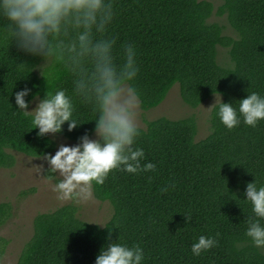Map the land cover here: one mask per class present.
<instances>
[{"label":"trees","instance_id":"obj_1","mask_svg":"<svg viewBox=\"0 0 264 264\" xmlns=\"http://www.w3.org/2000/svg\"><path fill=\"white\" fill-rule=\"evenodd\" d=\"M112 2L108 35L116 38L118 63L122 46L134 45L139 72L133 83L141 108L157 104L175 81L191 105L213 91L222 96L212 103L208 131L200 137L193 113L144 119L135 146L145 153L141 166L153 163L156 170H116L103 185L93 184V196L111 208L101 224L78 217L69 202L35 212L13 264H95L109 236L129 247L139 245L141 264H264V249L246 236L253 215L247 184L255 180L264 186V120L253 128L240 116V124L229 130L218 115L221 102L238 112L239 100L248 94L264 97V0ZM212 13H224L235 33L209 19ZM6 23L0 18V167L12 165L10 150L39 156L54 148L52 137L38 136L32 117L18 109L15 93L31 89L26 101L42 99L46 90L73 95L75 79L63 65L19 50L6 38ZM217 44L225 46V62L216 59ZM73 102V118L82 124L68 131L66 122L59 134L79 142L94 131L97 113L75 96ZM164 187L168 191L162 194ZM10 213V203L0 200V224ZM201 235L218 244L197 256L191 247ZM6 242L0 236V256Z\"/></svg>","mask_w":264,"mask_h":264},{"label":"clouds","instance_id":"obj_2","mask_svg":"<svg viewBox=\"0 0 264 264\" xmlns=\"http://www.w3.org/2000/svg\"><path fill=\"white\" fill-rule=\"evenodd\" d=\"M114 15L112 0H0V18L7 22L6 38L26 54L63 65L75 77L73 95L46 90L31 111L25 100L31 89L15 93L18 109L32 117L33 128L39 129L37 135L55 136L66 122L68 131L82 124L73 118V96L92 105L97 113L95 138L86 133L76 145L61 144L55 155L42 157L49 164L48 173L61 177L52 188L60 201L90 200L93 184L103 185L116 170L132 174L156 170L153 163L141 166L145 153L135 146L141 134L138 116L142 103L133 83L139 72L137 53L134 45L125 44L123 60L117 62L116 38L108 35ZM238 112L232 103L218 106L220 120L229 130L240 124V116L255 128L264 120V97L248 94L239 100ZM167 191L168 187L161 189L162 194ZM246 200L253 212L247 218L246 236L254 247L264 249V186L249 182ZM185 218L191 221L190 216ZM109 240L95 264H141L144 252L139 245L116 243L110 236ZM217 244L216 239L201 235L191 251L199 256Z\"/></svg>","mask_w":264,"mask_h":264},{"label":"rangeland","instance_id":"obj_3","mask_svg":"<svg viewBox=\"0 0 264 264\" xmlns=\"http://www.w3.org/2000/svg\"><path fill=\"white\" fill-rule=\"evenodd\" d=\"M220 0H213L214 3ZM209 19L218 20L223 24V31L235 33L234 28L228 22L224 13H212ZM216 59L219 62L227 60L225 46L216 45ZM222 94L218 91L211 92L196 105L185 102L179 92L177 81L166 91L164 97L155 105L140 108L139 124L143 125L144 119L157 115L168 117L193 113L196 117V137L204 135L209 128V110L213 102ZM39 99L33 97L29 100L28 110L36 107ZM54 140V148L49 153L55 155L61 144L76 145L77 141L68 139L59 133L55 136L49 134ZM95 138L94 131L89 135ZM14 156L12 165L0 167V200H7L11 205L9 217L0 224V236L6 238L3 253L0 256V264H13L18 249L31 231V217L37 211L48 210L62 203H73L76 206V215L88 222L101 224L110 214V204L106 199L99 200L92 196L86 202L69 200L60 201L57 193L52 191L53 186L61 179L57 174L48 173L49 164L42 157L31 156L19 151L10 150ZM42 170L40 171V167ZM25 191L21 193L20 191Z\"/></svg>","mask_w":264,"mask_h":264}]
</instances>
